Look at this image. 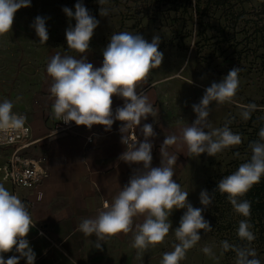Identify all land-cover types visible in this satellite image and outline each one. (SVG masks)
<instances>
[{
	"label": "clouds",
	"instance_id": "1",
	"mask_svg": "<svg viewBox=\"0 0 264 264\" xmlns=\"http://www.w3.org/2000/svg\"><path fill=\"white\" fill-rule=\"evenodd\" d=\"M98 2L101 5L100 15L107 16L109 10L102 7L107 0ZM30 4L31 0H0V36L12 31L16 12ZM62 10L69 18L73 17L71 9L65 7ZM74 19L75 27L70 25L66 30L67 45L69 50L83 54L89 50L99 21L89 14L81 2L75 5ZM31 27L35 29L40 43L44 44L49 39L45 18L37 16ZM159 44V36H154L149 43L139 34L128 31L114 33L103 52L104 59L99 68L86 62V57L77 59L72 55L62 56L59 52L50 56L46 71L52 78L49 92L54 98L52 111L56 120L65 124L75 122L77 126L82 125L89 129L93 125H102L105 130H110L115 119L124 122L120 131L125 133L134 125H140L142 119L146 120L149 115L153 117L156 113L152 103L146 94L137 93L136 88L148 77L151 70L162 64L163 53L159 51ZM240 71L241 68L234 67L221 82H213L205 90L200 103L192 106L196 120L182 128L179 137L174 134L165 137L160 148L162 159L159 167L151 165L153 145L149 138L156 135L151 124H144L140 129L144 136L142 142L135 138L134 142H129L122 135L121 142L127 149L120 159L129 164H142V168L134 170L128 184L112 197L111 204L105 202L104 210L99 211L95 218L82 220L76 230L86 236L95 235V247L100 249L101 241L106 238L132 231L133 218L143 215L144 222L136 225L137 231L131 245L137 250V258H142L143 252L150 246L155 247L164 242L172 228L169 221L172 211L186 208L179 227L174 230L178 243L172 251L163 254L160 262L180 264L185 259L186 252L201 240L199 230L207 233L213 229L204 219L202 209L194 208L188 202V191L183 190L173 179L177 155L169 153L167 146L176 145L180 141L187 146L190 156L198 157L207 153L215 157L224 149L242 143L241 135L233 133L229 127L231 120L223 127L215 128L207 119L210 114L209 105L213 101L218 105L224 104L231 102L236 96ZM113 96H119L125 101L123 107L115 110V115L112 109ZM13 107L9 99L0 102V133L27 134V117L13 112ZM242 109L241 117L248 120L257 105L251 103L242 106ZM258 136V141L249 143L252 152L250 159L241 163L235 172L224 176L217 186L220 193L227 194L234 211L245 217L239 221L237 235L240 240L247 241V244L237 246L226 240L221 242L224 251L231 249L236 253V264H261L256 250L250 247L256 240L252 231L253 225L248 219L251 216V202L239 199L255 184L260 183L264 176V127L260 129ZM239 155L238 152L234 153V156ZM213 194L210 196L206 190H202L199 197L201 204L209 206ZM34 225L25 203L0 184V264H19L21 258H26L27 264H34L36 254L26 239ZM14 248L19 256L5 260L2 254L11 252ZM201 250L210 258H215L211 246L206 245Z\"/></svg>",
	"mask_w": 264,
	"mask_h": 264
},
{
	"label": "crops",
	"instance_id": "2",
	"mask_svg": "<svg viewBox=\"0 0 264 264\" xmlns=\"http://www.w3.org/2000/svg\"><path fill=\"white\" fill-rule=\"evenodd\" d=\"M120 11L118 7L110 9L107 16H101L100 13L93 16L99 24L94 29L86 53L69 50L67 29L58 32L59 41L51 48L42 68L39 86L31 93L23 113L35 140L25 149L24 155L37 160L44 174L34 187L16 186L0 178V184L25 203L35 223L26 237L36 254L34 264L68 263L77 258L76 253L96 250L97 237L86 236L76 230L78 224L84 219L95 218L99 211L104 210L105 202L111 204L112 197L128 184L134 170L142 168V164H129L120 159L127 149L121 142L122 135L127 137L132 132L133 137L142 142L144 136L140 129L144 124H151L156 133L149 138L153 145L151 165L159 167L162 159L160 148L165 137L173 134L179 137L182 128L191 125L197 118L192 106L200 103L205 90L213 82L219 83L227 76L220 71L219 66L207 65L197 59L192 47L184 50L177 46L174 32L158 29L144 20L135 27L131 20H122ZM67 21L69 26L75 27L74 16ZM122 31L139 34L149 43L154 36L160 37L162 64L151 70L136 88L137 93L147 95L156 114L153 117L149 115L146 120L142 119L140 125H134L125 133L120 131L124 122L115 119L110 130H105L102 125H93L89 129L77 126L75 122L65 124L57 121L52 111L54 98L49 92L52 78L46 71L50 56L59 52L62 56L72 55L77 59L86 57V62L99 68L111 36ZM257 75L260 76L253 72L238 77L239 88L231 102L218 105L213 101L209 105L210 114L207 119L213 127L219 128L237 106L262 99L264 70L260 77ZM124 103L123 98L113 96L114 115L115 110L123 107ZM57 126H65V130L55 132ZM167 151L177 155L176 164H184L186 160H221L220 157L207 156V153L198 157L190 156L187 146L180 141L176 145L167 146ZM9 153V147L0 146V164L5 162ZM173 179L176 181V176ZM142 216L133 218L132 230L141 222ZM112 237L101 241V246L110 248ZM2 255L7 260L19 256V253L14 248ZM19 264H27L26 258L19 259Z\"/></svg>",
	"mask_w": 264,
	"mask_h": 264
},
{
	"label": "rangeland",
	"instance_id": "3",
	"mask_svg": "<svg viewBox=\"0 0 264 264\" xmlns=\"http://www.w3.org/2000/svg\"><path fill=\"white\" fill-rule=\"evenodd\" d=\"M204 1L194 0L193 4V0H182L186 11H183L182 6L177 13L170 11L168 17L166 9L169 5L166 4L156 12V15L144 21L158 29L174 32L177 46L184 50L192 47L197 59L211 63L212 66L218 65L221 72L228 74L234 67L241 68L238 74L240 77L262 69L264 36H249L248 33H251L253 29V22H247L255 20L250 12L254 8H259V1L238 3V0H231L230 4L234 6L236 12L243 11L237 19L231 18L230 14H225L228 6H225V9L212 8L205 15L200 16V11L196 13L195 8H204ZM79 2L83 3L88 12L95 6L101 8L98 0ZM75 5L76 2L73 0H31L29 7L21 8L16 12L12 31L0 36V102L4 99L11 100L14 105L13 112L23 115L31 93L39 86L46 58L51 53V48L59 41L58 32L69 28L67 21L69 17L62 9L65 7L71 9L74 16ZM108 5L106 2L102 7L107 8ZM37 16L46 20L49 39L44 44L40 43L35 29L31 27ZM221 30L224 31V35L221 34ZM260 76L257 75V77ZM255 104L257 109L254 114H263L264 96ZM242 106L245 105L237 106V109L220 125L223 127L228 120H231L230 129L242 137L240 145L217 153L216 157H220L221 160H186L184 164H176V182L183 190L188 191V202L194 208H201L203 216L205 206L201 204L199 197L202 190L207 191L206 182L223 173L236 161L240 165L251 157L249 143L253 135L252 128L249 127L248 120H244L240 115ZM237 152L240 155L234 156ZM185 212L186 208L174 209V214L171 213L169 216L172 228L164 242L155 247L150 246L143 252L142 258H137V250L131 247L137 231L135 227L127 235L121 233L113 236L110 248H103L104 245H102L100 249L94 251L79 252L76 253L75 260L64 263L160 264L163 254L172 251L174 245L178 243L174 230L179 227L180 219ZM144 219L145 217L142 216L141 222L137 225L142 224ZM198 234L201 240L186 252V257L180 261V264H236V255L230 257L224 254L221 247L203 230H199ZM206 245L212 247L215 258H210L202 252L201 249ZM257 258L261 260L260 257L257 256ZM261 264H264L263 260Z\"/></svg>",
	"mask_w": 264,
	"mask_h": 264
},
{
	"label": "trees",
	"instance_id": "4",
	"mask_svg": "<svg viewBox=\"0 0 264 264\" xmlns=\"http://www.w3.org/2000/svg\"><path fill=\"white\" fill-rule=\"evenodd\" d=\"M76 3L81 0H73ZM231 0H205L204 1V8H195L196 13L199 11V15H205L206 12L210 11L212 8H223L228 6V10L225 14H230V17L233 19H237L238 16L243 14V11L236 12L234 10V6L230 4ZM252 0H238V3L243 2H251ZM259 1V8H254L250 12L254 17V21H247L253 22V29L251 33H248L249 36L251 35H260L261 37L264 36V0ZM109 4L107 9L113 8H120V13L122 16V20L127 21L131 20L133 25L138 27L143 20H148L149 17L152 15H156L157 11H160L163 5H169L166 9V16L168 17L170 11H174L175 13L178 12L180 7L183 6V11H186L182 0H107ZM131 3V5H130ZM123 8H122V6ZM93 7L89 10L90 15L96 16L100 13L99 7ZM153 8V9H152ZM221 34L224 35V31L221 30ZM207 63L210 65L211 63ZM218 66V65H215ZM264 70V63L263 68L260 69ZM260 70L255 71L256 73H260ZM261 72V73H262ZM225 73V72H223ZM260 73V75H261ZM227 75V73H225ZM255 111L252 112V115L248 119V125L252 128V136L251 142L258 141L260 138L258 133L262 127H264V112L263 114L258 113L259 115L254 114ZM252 155V154H251ZM239 162L236 161L233 166H230L220 175L214 176L209 179L205 187L207 192L211 196L214 191L217 190L218 182L223 179L224 176L230 175L231 173L235 172L238 169ZM239 199L249 200L251 202V216L248 218L250 223L253 225L252 231L256 235V240L253 241L250 245L251 248L256 250L257 256L261 258L264 262V176L261 178V182L255 184L243 197ZM204 219L210 223L211 228L213 229L211 232H207L210 238L214 239V241L221 247L222 241H228L229 244L237 245V246H244L247 244V241H242L239 239L237 235V229L239 225V221L245 219V217L237 214L230 202L228 201L227 194H222L218 190L213 194L212 203L204 208ZM223 253L227 256H235L236 253L231 249L224 251Z\"/></svg>",
	"mask_w": 264,
	"mask_h": 264
},
{
	"label": "built area",
	"instance_id": "5",
	"mask_svg": "<svg viewBox=\"0 0 264 264\" xmlns=\"http://www.w3.org/2000/svg\"><path fill=\"white\" fill-rule=\"evenodd\" d=\"M27 134L21 132L0 133V146L10 148V153L2 164H0V178L9 181L16 186L34 187L38 183L44 171L37 160L24 155L25 149L35 141L32 137L30 127ZM65 126H57L54 131H64ZM129 142H134L133 133L127 136ZM40 196L39 192L37 193ZM42 233V231H38Z\"/></svg>",
	"mask_w": 264,
	"mask_h": 264
}]
</instances>
